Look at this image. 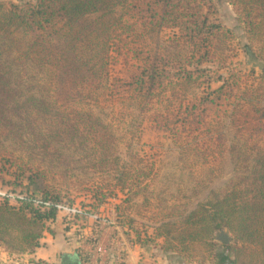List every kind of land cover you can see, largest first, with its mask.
Returning a JSON list of instances; mask_svg holds the SVG:
<instances>
[{"label": "rangeland", "instance_id": "1", "mask_svg": "<svg viewBox=\"0 0 264 264\" xmlns=\"http://www.w3.org/2000/svg\"><path fill=\"white\" fill-rule=\"evenodd\" d=\"M1 1L21 4L31 0ZM135 1L128 0L123 10L115 9L110 21L104 17V22L114 24L113 29L97 41L110 38L108 48L102 60L96 61L92 71L95 74L88 73L70 98L66 97L68 86L64 95L53 98L56 86L45 75L38 77L37 81L46 88L47 99L57 100L53 104L60 113L58 118L53 112L36 123H43L47 131L61 129L49 148L26 151L14 141L7 142L15 150L14 159L30 169L25 171V181L27 175L33 174L35 187L48 185L64 196L66 205L72 200V206L81 211L85 207L91 209L92 216L88 218L100 232V238L92 235L98 240L91 243L102 251L106 250L108 238L104 231L112 226L111 221L124 218V223H128V219H133V233L139 231L145 238V232H153L166 219L176 221L206 201L212 192H225L237 177L249 173L253 158L264 151V95L254 92L259 68L253 73L252 63L243 57L241 42L245 39H240L233 6L224 0L210 1L211 18L222 24L221 32L198 52L207 51L211 60L198 63L199 58H192L195 46L176 39L175 29L165 28L155 39L148 34L136 36L137 24L132 33L120 28L114 17L125 13L126 18L132 11L129 5ZM203 8L206 13L208 5ZM129 21L135 20L128 19V24ZM95 22L102 27V21ZM254 47L257 51L264 47V37ZM154 49L169 63L173 62L169 56L179 53L189 63L188 71H183L185 62L170 66L168 63L153 85L148 78L140 85L137 79H146L148 71L142 68ZM180 72L184 79L175 80L180 78L176 76ZM220 87L222 90L216 93ZM207 99L211 102L209 107L204 104ZM89 123L97 127L93 129ZM89 127L98 135L85 139ZM8 191L9 187L0 182V201L8 198L14 203V195ZM96 192L100 193L98 198L93 197ZM129 197H133L132 208L124 202ZM68 211L66 207L61 213L66 214V225L72 228L77 222L67 215ZM81 232L82 236L87 235ZM49 236L55 241L62 237L84 240L75 231ZM115 239V250L114 245H108L107 251L118 252L122 259L124 250L118 246L119 237ZM42 252L49 251L44 247ZM85 254L82 256L92 264V257L95 259L100 250L91 249V257ZM18 262L26 263L23 259ZM35 262L49 264L42 259Z\"/></svg>", "mask_w": 264, "mask_h": 264}, {"label": "trees", "instance_id": "2", "mask_svg": "<svg viewBox=\"0 0 264 264\" xmlns=\"http://www.w3.org/2000/svg\"><path fill=\"white\" fill-rule=\"evenodd\" d=\"M127 1L31 0L15 4L0 0V182L9 187L8 192L14 195L15 201L11 203L8 198L0 201V248L11 255L35 253L41 246L44 233H53L49 223L57 219L65 201L64 196L48 185L35 187V175H27L28 182L25 181V171L30 169H25L26 165L21 160L14 159L15 150H11L7 142L14 141L19 144V149L26 151L35 147L49 148L61 129L56 126L55 130L47 131L43 123L39 124L42 126L36 123L44 121L53 112L58 118L60 113L53 104L57 100L47 99L46 88L37 81L38 77L45 75L56 86L53 98L64 95L66 86L69 87L66 97L70 98L88 73L95 74L92 71L96 61L102 60L101 56L108 48L110 38L97 41L107 30L113 29L114 24L104 22V17L110 21L115 9L123 10ZM210 1L136 0L129 5L132 11L126 18L125 13H118L114 18L120 28L131 33L134 32V24H137L138 37L148 34L157 39L165 28L175 29L176 39L181 38L195 46L191 51L192 58H199L198 63L209 62L211 58L207 51L198 52L206 49L220 34L222 25L211 18ZM224 1L232 5L236 12L241 29L240 39H245L241 42L243 57L252 63L253 73L256 67L259 68L254 92L258 96L264 95V47L258 51L254 47L264 37V0ZM204 4L208 5L206 13ZM95 19L102 21V27L96 25ZM128 19L135 21L128 24ZM95 33L98 35L93 36ZM147 59L149 62L142 68V71H148L146 79H137L140 85L146 83L147 78L153 85L169 63L155 49ZM169 60L185 62L183 71H188L189 63L180 58L179 53L169 56ZM176 76L180 78L175 80L184 79L181 72ZM221 90L222 87L216 93ZM210 103L208 99L204 101L207 107ZM261 118L264 120V113ZM89 125L93 129L97 127L93 123ZM90 127L85 139L92 134L98 135ZM46 138L51 141L47 142ZM8 155L13 158L9 159ZM253 160L249 173L237 177L225 192H212L206 201L176 221H162L152 235L145 232L146 237L142 238L141 233L136 231L131 241L142 245L154 243L172 259L197 264H264V151L256 154ZM99 194L96 192L93 197ZM68 201V206L73 207L74 202ZM124 202L127 208H132L133 197ZM121 222L131 227L133 219L124 223L123 218ZM222 230L234 236L233 243L224 244L215 240ZM76 234L80 233L77 231ZM159 240L160 243H157ZM28 264H35V260H30Z\"/></svg>", "mask_w": 264, "mask_h": 264}, {"label": "crops", "instance_id": "3", "mask_svg": "<svg viewBox=\"0 0 264 264\" xmlns=\"http://www.w3.org/2000/svg\"><path fill=\"white\" fill-rule=\"evenodd\" d=\"M88 210H90V208ZM65 215H66L65 213L60 212L57 219L54 222L49 223V227L51 231L53 233L60 232L61 234L62 233L66 234L68 231H72V232L78 231L80 233L78 236H82L83 233L81 232V230H83L87 234L86 235L87 237L85 235L82 236L84 240L82 241H80L79 239L72 240V239H68L67 237L66 238L62 237L61 240L57 239V241H55L54 237L49 236L50 232L46 231L41 240V246L33 254H23L20 256L11 255L4 249L0 248V264H18L20 263L18 262L20 259H23L26 262L24 264H27L30 260H36V259H42L43 261L48 262L49 264H60L62 254L72 253V252H76L82 261L85 258L84 255L82 256V253H86L85 254L86 257H88V255H90L91 257L92 256L91 249L93 248L95 249V251L100 250V254L99 255L95 254V259H93L92 257L93 260L92 264H197L195 262L186 261L184 259H172L171 256L164 255L162 251L159 248H157L154 243L146 244V245L133 243L131 239H134L136 234L133 233L129 225L122 224L121 222L122 218H117L116 217L117 214L113 218L115 219L117 218V220L120 221L118 222L111 221L110 223L112 224V226L108 230L104 231L106 234H108L107 236L108 238L105 244L106 250L102 251L101 249L95 247L93 243H91L94 242L95 240H98L95 239L94 236L92 237V235L97 234V236H99L100 238V234H99L100 232L97 230L98 227L95 222L91 221L87 217L85 219H82V222L84 223L77 222V224L74 227H72L69 230H66L68 226L66 225L67 219ZM153 232L148 233L147 231V234L152 235ZM90 236L91 238H89ZM116 236L119 237V239L117 240L118 246L119 245L122 246L124 250V255H120L122 259L121 258L119 259L118 252L116 251L113 252V250L107 251L108 245L113 246L114 244H116V239H115ZM45 241H47V243ZM85 243L88 245H86ZM157 243H160V240L157 241ZM44 247L47 248L49 251L47 252V254L42 252ZM115 248L116 247L114 245L113 249L115 250ZM87 251L89 253H87ZM57 259H58V263L57 262L55 263ZM84 263L82 261V264Z\"/></svg>", "mask_w": 264, "mask_h": 264}, {"label": "water", "instance_id": "4", "mask_svg": "<svg viewBox=\"0 0 264 264\" xmlns=\"http://www.w3.org/2000/svg\"><path fill=\"white\" fill-rule=\"evenodd\" d=\"M230 234L227 230H222L216 235L215 240L220 243L231 244L234 242V236ZM60 264H82V261L76 252L63 253Z\"/></svg>", "mask_w": 264, "mask_h": 264}, {"label": "built area", "instance_id": "5", "mask_svg": "<svg viewBox=\"0 0 264 264\" xmlns=\"http://www.w3.org/2000/svg\"><path fill=\"white\" fill-rule=\"evenodd\" d=\"M66 207H68L69 211H68V216H72L71 218L72 219H79V220H82V219H85L89 216H92V212H90L88 209H85L83 211L77 209L76 207H69L68 205H64V206H61L60 208L63 210V209H66ZM72 211V212H71ZM78 222V220L76 221ZM87 261V262H86ZM86 262V263H84ZM84 264H88V260L84 258V261H83ZM35 264H39L38 262H35Z\"/></svg>", "mask_w": 264, "mask_h": 264}]
</instances>
